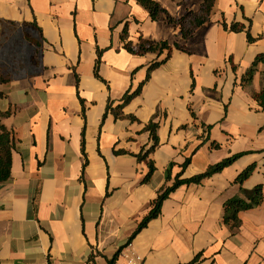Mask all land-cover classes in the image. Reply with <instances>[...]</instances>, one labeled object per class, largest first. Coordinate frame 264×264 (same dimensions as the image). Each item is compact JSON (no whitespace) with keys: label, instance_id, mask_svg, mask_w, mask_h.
Listing matches in <instances>:
<instances>
[{"label":"crops","instance_id":"1","mask_svg":"<svg viewBox=\"0 0 264 264\" xmlns=\"http://www.w3.org/2000/svg\"><path fill=\"white\" fill-rule=\"evenodd\" d=\"M154 1L173 18L203 3ZM126 24L133 43L142 36L172 52L115 120L105 116L108 101L118 105L142 84L156 58L124 49ZM15 30L39 43L38 69L0 85V115L10 112L1 122L15 137L11 179L0 184V264H109L116 255L114 264H264V200L240 214L238 229L222 222L243 171L255 166L244 190L264 185V109L255 99L264 64L241 85L264 57V0H216L187 40L136 0H0V37ZM152 121L159 145L140 161ZM235 155L221 173L174 191L129 242L179 174L190 179ZM148 162L155 172L144 183Z\"/></svg>","mask_w":264,"mask_h":264},{"label":"trees","instance_id":"2","mask_svg":"<svg viewBox=\"0 0 264 264\" xmlns=\"http://www.w3.org/2000/svg\"><path fill=\"white\" fill-rule=\"evenodd\" d=\"M139 5H141L148 13L149 17L153 22L164 21L168 24L175 26L184 40L189 39L199 28L203 27L211 20V17L214 13L216 0H203V3L200 5V8L196 11L189 10L182 17L173 18L171 17L156 1L154 0H136ZM225 28H228L226 23H223ZM28 27V25H25ZM27 29V28H25ZM231 31L241 32L244 30V27L239 26L235 23H232L229 27ZM19 31V30H15ZM24 39L37 50L38 55V47L39 43L34 40L33 37L30 36L28 31L23 30ZM12 32V31H9ZM5 33V32H4ZM4 36L2 35L0 39ZM7 38V37H4ZM3 38V39H4ZM247 38L249 42H253V38L250 33L247 32ZM121 39L123 42V47L129 53L132 54H155L156 58L152 61L150 66L147 69V75L145 81L140 84L135 90L130 89L127 91L122 97L120 103L118 105H114L111 101H108L106 106V113H111L115 120L124 119L125 115L123 113V109L127 106L133 98L138 96L141 93L143 84L150 78V73L158 68L160 65L165 63L171 56L172 47L167 42H153L149 40H145L142 36L138 38L136 43H133L129 40L128 37V24L125 25ZM175 48L178 49V46L175 45ZM100 55L96 62L95 66V76H98V66L100 63ZM36 56H33L32 63L35 66H38V61ZM259 64H264V57H257L251 67L247 70L245 75L241 79L242 87H247L252 83V80L257 72V68ZM9 66L6 65L5 61L0 59V85L7 84L11 82V80L20 79L24 76H14V74L9 71ZM255 99L259 103L260 107L264 109V88L263 91L255 96ZM10 115V112L0 115V184L6 183L11 179V167H12V153L15 144V137L13 132L9 131L1 122L2 118ZM131 120L134 121L135 118L131 117ZM159 128V124L155 122L149 123L145 130L150 133V138L153 141V145L144 153L139 155L140 161H145L151 153L155 151V149L159 145V139L157 136V130ZM210 129V127H208ZM241 155H235L229 157L220 163L210 166L204 173L194 176L190 179H180L181 174H179L172 187L162 189L157 198L151 204V210L148 215L142 220L139 224L138 228L129 239V242L142 230L147 224L156 218H158L161 214V208L164 201L169 198V196L176 191L178 188L182 186H190V185H199L205 179H208L215 174L221 173L225 168L232 165ZM190 164V160H186V162L182 165V172L187 168ZM149 172L144 179V183L149 182L153 173L155 172V167L152 162H148ZM255 169V166H251L245 171H243L235 183L240 186L241 196H237L224 204V212L222 217V222L224 225L228 226L231 230L238 229L241 226L240 214L243 212H248L258 208L264 200V185L260 184L255 186L252 190H244L242 188L243 183L251 176ZM117 256V255H116ZM116 256L109 261V264H114L116 260ZM198 260V257L194 262Z\"/></svg>","mask_w":264,"mask_h":264},{"label":"rangeland","instance_id":"3","mask_svg":"<svg viewBox=\"0 0 264 264\" xmlns=\"http://www.w3.org/2000/svg\"><path fill=\"white\" fill-rule=\"evenodd\" d=\"M23 32L14 31L7 38L0 39V59L5 61L15 77L37 72L38 69V66L32 63L37 50L24 39Z\"/></svg>","mask_w":264,"mask_h":264},{"label":"built area","instance_id":"4","mask_svg":"<svg viewBox=\"0 0 264 264\" xmlns=\"http://www.w3.org/2000/svg\"><path fill=\"white\" fill-rule=\"evenodd\" d=\"M139 260V259H138Z\"/></svg>","mask_w":264,"mask_h":264}]
</instances>
